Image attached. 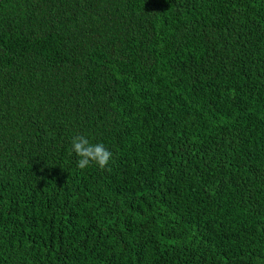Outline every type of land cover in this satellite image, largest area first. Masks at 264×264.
<instances>
[{"label":"trees","instance_id":"1","mask_svg":"<svg viewBox=\"0 0 264 264\" xmlns=\"http://www.w3.org/2000/svg\"><path fill=\"white\" fill-rule=\"evenodd\" d=\"M0 264H264V0H0Z\"/></svg>","mask_w":264,"mask_h":264},{"label":"clouds","instance_id":"2","mask_svg":"<svg viewBox=\"0 0 264 264\" xmlns=\"http://www.w3.org/2000/svg\"><path fill=\"white\" fill-rule=\"evenodd\" d=\"M77 157L76 164L81 170L91 165L106 169L113 159V153L106 148L104 143H92L85 135H74L71 138L69 156Z\"/></svg>","mask_w":264,"mask_h":264}]
</instances>
